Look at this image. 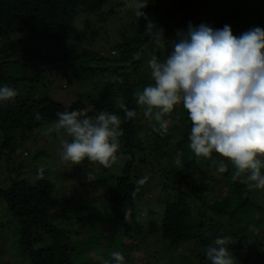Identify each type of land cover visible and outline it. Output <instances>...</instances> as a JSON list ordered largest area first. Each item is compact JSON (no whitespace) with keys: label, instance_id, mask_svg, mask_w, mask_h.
<instances>
[{"label":"trees","instance_id":"16d2710c","mask_svg":"<svg viewBox=\"0 0 264 264\" xmlns=\"http://www.w3.org/2000/svg\"><path fill=\"white\" fill-rule=\"evenodd\" d=\"M106 1L0 0L1 40L13 41L12 36H18L39 47L47 43H54L56 48L64 52V56H66L63 60L59 58L51 63L47 60L48 57L41 58L23 48L20 39L9 44L11 54H6L7 56L1 59L19 54L30 56L32 59L23 60L21 67L33 78H17L16 76H4L0 73V87L7 85L19 93L14 101L0 102V131L5 135L4 142L0 147V164L13 162L17 165L15 163L17 160L14 158L20 154L18 151L25 143L26 135L46 123L57 121L58 112L84 111L82 100H75L71 104L54 100L51 97L32 101L24 99V94L21 95L20 92L26 91L24 82L35 84L40 80L39 70L43 68L33 59L44 63L49 62L48 64L61 60L78 59L95 65L110 61L105 60L99 53L91 58H85L83 55L75 58L70 54L74 50L68 48L66 42L78 16L98 15L102 23L109 20L110 13L103 12ZM193 1L185 0L173 17L176 18L182 14ZM205 1L207 3H203ZM258 6L250 8L246 5V0H201L176 27L164 34L167 41L166 47L169 48L173 41L170 40L173 33H176L177 30L183 32L182 30L188 27L191 16L198 9L217 17L220 25L214 29H222L224 24L230 23L234 26L240 19L249 17L250 12H255ZM262 15L261 11H256L251 24L257 27ZM173 17L169 21H172ZM166 23L169 22L167 21L159 27L163 28L167 25ZM252 28L251 26L246 31ZM138 32L141 35L129 43L117 44L116 47L120 50V54L116 48L112 50L115 53H110L111 55L119 54L121 59L111 62H128L137 55L141 47L148 41L144 36L145 30ZM153 46H150L143 53L139 62L133 66L137 64L139 69L144 54L151 53L156 47L151 49ZM168 53L170 51H165L164 55ZM158 55L162 54L158 53ZM100 69L102 68L89 70L93 73L103 72ZM116 70H120L118 75L123 77L122 81L108 82L104 89L91 96L90 99L95 110L111 112L120 116L123 121L121 124L123 136L119 138L121 147L118 155L122 154L123 157L130 158H122L124 161L122 174H109L107 168L104 167L102 172L94 171L92 174L94 179L89 180L92 190L97 194L94 198L96 200L85 198L83 201L84 198H81V201L85 203L78 205V215L69 214L67 219L62 213L59 215L53 211L56 190L44 169L42 177L36 176L35 182L19 178V181H14L10 188L3 190L0 187V228L6 231L14 229L13 233L19 242L17 247L21 255L27 259V264H101L102 259L110 260V252L108 255H105L103 251L95 253L96 250L92 247L123 245L127 238L143 229L142 225L136 221V211L138 200L144 195V189L137 183L139 177L135 175L134 170V163L137 160L135 151H140L143 156L142 161L151 166L154 164L160 167L157 174L161 171L163 177L161 218L152 220L156 232L158 230L160 232L161 250L158 252L161 254V258L159 257L156 262H150V264H192L191 260L183 258L186 249L182 247V244L193 242L208 247L214 245V240L217 238H227L230 241L227 247L236 258L237 264H251L254 261V255L260 254L264 247V209L258 206L253 198H250V195H254L256 190H249L239 178L233 179L235 168L227 158L215 151L212 153V159L223 160L227 166L226 172L222 174L217 171L212 160L197 157L190 149L189 135L192 122L188 111L183 107V102L180 109V120L185 122L183 133L176 146L167 155L166 160L163 161L164 145L169 144L172 137L175 136L172 135L173 132L175 133V130L179 129L178 124L173 122L174 113L164 117L169 125L166 134L155 131L153 127L151 131L154 135L147 136L151 139L150 146H145V143L140 141L136 143L135 139L139 130L134 125L135 117L125 119V113L117 101L126 105L129 110H135L137 114L141 105L137 103L136 93L142 92L139 90V86H149L147 85L149 79L146 76L127 78L128 71L121 68ZM135 70L137 69L135 68ZM87 73L81 78H85ZM82 80L85 81V79ZM37 114L40 119H36ZM69 139L71 141V137ZM25 152L29 157V152ZM25 152L22 153V157ZM44 157L42 152L36 151L30 158V163L35 164ZM152 157L158 162H151ZM86 161L94 163L88 159ZM164 164L169 167L162 169ZM182 164L185 166H178ZM21 167H24V164H21ZM25 167L29 168V165H25ZM41 169L38 165L35 166L34 174H38ZM12 170H15V167ZM92 171L88 170L87 174ZM230 173L232 174L230 175ZM262 173H264V169H262ZM197 174H200L199 179H195ZM216 190L219 191L217 198L209 200L207 193L211 194ZM220 191L228 193L224 192L223 195H220ZM133 192H135L134 196ZM66 201L71 202L70 200ZM150 212L151 214L156 213L151 209V204ZM58 216H60L59 220ZM98 227L102 229V236L97 237L95 231ZM205 230L208 232L206 235ZM151 231L153 230L151 229ZM128 245L125 264H130V260L137 255L135 244L129 243ZM189 255H194V252ZM196 255L201 260L199 264H211L206 256V250L200 254L198 252ZM0 259L6 264L9 263L5 255L0 254Z\"/></svg>","mask_w":264,"mask_h":264},{"label":"clouds","instance_id":"9594fccd","mask_svg":"<svg viewBox=\"0 0 264 264\" xmlns=\"http://www.w3.org/2000/svg\"><path fill=\"white\" fill-rule=\"evenodd\" d=\"M147 5L148 0H125L123 10L134 9L135 16L143 17L147 21L144 36L163 49L167 44L164 29L142 11ZM177 36L179 40L163 60L153 55L147 62L154 84L136 93L143 115L158 124L155 131L166 134L169 125L164 117L183 101L192 122L189 147L195 155L212 160L217 171L224 173L225 162L212 159L215 151L234 166V180L239 178L249 190L264 189V29L254 27L237 37L228 25L213 29L189 22L187 32L177 30ZM18 94L7 85L0 87V102L14 101ZM119 107L125 119L136 116L123 103ZM57 116L55 130L71 137L70 142H62V161L79 165L88 159L110 168L119 159L130 158L118 155L123 136L120 116L100 111L93 119L75 110ZM38 175H43V169ZM147 179L137 183L143 185ZM229 243L227 238H217L207 247L211 264L238 263ZM110 257L101 264H125L119 251Z\"/></svg>","mask_w":264,"mask_h":264},{"label":"rangeland","instance_id":"374dc122","mask_svg":"<svg viewBox=\"0 0 264 264\" xmlns=\"http://www.w3.org/2000/svg\"><path fill=\"white\" fill-rule=\"evenodd\" d=\"M184 2L185 0H148L147 7L142 9V11L147 13L148 17L153 20L158 26H160L167 21L171 22V20L169 21V19L177 14L178 7ZM203 3L207 2L205 1ZM124 4L125 0L106 1L103 12L110 13L109 20L106 23H102L98 15L78 16L75 20L72 33L66 41L68 44V48L73 49L75 52L74 53L73 51H71L70 54L75 58L81 55H83L85 58H91L94 57L93 55H96V53H99L102 55V57H104L105 60L119 61L121 58L119 56L120 50H118L116 47L117 44L129 43L135 37L141 35L138 31L145 30V26L147 23V21L143 17L138 18L137 16H135L134 9L123 10ZM209 4H211V2H209ZM246 5H248L250 8H252L253 6L257 7L259 5L258 8H254L255 12L259 10L263 15L261 17L260 24L257 25V27L264 29V0H246ZM255 12H250L251 15L249 17L240 19L234 26L230 25L229 23L222 25V27H224L225 25L230 26L233 35L239 37L246 31L247 28L251 26L253 28L256 27V25L253 26L251 24L253 18L255 17ZM190 22L194 26L207 24L213 29L220 25L217 17L204 12L202 9L194 11L193 15L190 18ZM187 29L188 27L183 29V33H186L185 31H187ZM12 39L13 41L7 40L5 42L0 38V60H3L1 58L7 56L6 54H11L12 51L9 48V44L12 42H17L19 39L22 41L21 44L23 48L28 49L30 52H33V54L39 55L41 58L48 57L47 60H49L51 63L53 60L59 58L63 60L64 58H66V56H64V52H61V50L57 49L54 43H47L46 45H41L39 47L33 44L31 41L26 40L22 37L12 36ZM170 40L173 41L170 43L169 48L165 47L161 49L157 46L155 47L154 45L151 49H153L154 47L155 48L151 53L147 54L148 52H146L143 56L142 64L139 69L137 68V64L135 66L132 65L133 67L128 66L125 68H121L125 69V71H128L126 77L138 78L146 76V78L149 79V83L147 85H153L154 81L151 78V70L148 67L147 62L153 55H156L159 59L163 60L169 54L168 53L167 55H164V52H171L172 43L179 40L177 32L171 35ZM115 48L119 54L111 55L112 50ZM158 53H161L162 55H158ZM61 61H57L55 63H60ZM22 62L24 61L0 65V73L4 76H16L17 78H33L32 75L25 73L26 70L23 71L21 67ZM135 68L137 70H135ZM116 69L108 67L106 69H100L103 72L93 73L90 72L91 70H89V68H83L81 66L75 65H60L54 67V69L43 68L39 70L40 80H38L35 84L28 81L24 82L23 85L24 87H26L24 90L26 91H22V93L20 92V94H24V99L32 101L51 97L54 100L62 101L66 104H71L75 100H82V105L84 106L83 112L87 117L94 119L99 112L94 109L90 97L104 89L108 82L113 83L122 81L121 78L123 77L118 75L120 70L118 71ZM86 72L88 73L85 78H81ZM82 79H85V81ZM139 87V90L143 91V89L147 86ZM182 102L183 101H181L180 104L176 105L175 109L172 112L174 113V118L172 117L173 122L178 124L179 129H174L175 133L173 132L172 135L175 136L172 137V140H170L169 144L164 145L163 152L165 155L163 156V161L168 158L167 155H169L172 149L176 146L178 139L182 136L183 133L185 122L180 120V109L182 108ZM117 104L120 105L119 100L117 101ZM143 112L144 108L143 106H140L139 112L135 116L134 125L139 130L135 140L136 143L140 141L144 142L145 146H150L151 139H149L147 136L154 135L151 129L154 126H158V124L154 120L146 118L143 115ZM56 122L57 121L46 123L26 135L25 143L18 151V153L20 152V154H17L16 158H14V160H17V162H15L17 165L13 164V162H4L0 164V187L3 190L10 188L14 181H19V178H25L31 182H35L37 180L36 176L42 177L38 174H34V168L38 165L40 168L44 169L47 172L48 179L55 186V205L53 211L59 215H61L62 213L63 216L65 215V219H67V216L69 217V214H73L74 216L78 215L77 207L78 205L85 203L83 202L85 201V198L92 201L96 200L94 198L95 196H97V194L92 190L90 186V180L92 181L94 179V176L92 175L94 171L102 172L104 168L103 166L95 162L92 164L88 163L86 159L79 165H74L71 162L62 161L59 156V153L62 151V142L65 140L70 142V139L64 130H60V132H57L55 130ZM138 125H140L141 127H139ZM148 149L150 150L149 147ZM25 151L29 152V157L27 155H24V157L21 156ZM36 151L42 152V156L45 157L38 160L35 164L31 162V164L30 158ZM135 156L137 159L134 163L135 175L139 177V180L144 178L145 176L148 178L146 183L141 185L144 189V195L139 198L137 203L138 208L136 211V221L142 225L143 229H141L139 233L134 234V236L132 235L127 238L126 242L128 244L134 243L137 250V255L132 260H130L131 264H150V262H156L159 257L161 258V254L158 252L161 250L159 241L160 232L159 230L158 232H156V229L152 225V220L155 218H161V190L163 186V177L161 175V171L159 172V174H157L160 167H158L157 165L155 166L154 164L153 166H151L149 163H144L142 161L143 156L140 151H135ZM151 162L157 163L158 161L156 159H153L152 157ZM21 164H24V167H21ZM25 165H29V168L25 167ZM123 166L124 161L121 158L112 167L107 168V171L109 174L120 175L122 174ZM178 166H185V164ZM14 167L15 170H12ZM168 167H166V165L164 164L161 168L164 169ZM88 170L93 171L90 172V174H87ZM231 174L232 173H230V175ZM175 175L177 174L175 173ZM199 178L200 174H197L195 179ZM255 190L256 193L254 195H250V198H253L256 201V204L264 209V189ZM224 192L226 191H220V195H223ZM218 193V190L213 191L211 194L210 192H208V199H216ZM81 198H84V200L81 201ZM66 200H70L71 202L69 203ZM150 204L151 209L156 212L155 214H151ZM59 219L60 216H58V220ZM151 229L153 231H151ZM13 232V228H11L9 231L2 230L0 228V254H2L3 256L5 255V258L9 262L8 264H27V259H25L21 255V252L17 247L19 242L17 241V237ZM207 233V230H205V235ZM95 235H97V237L102 236L101 227H98V229L95 231ZM126 242L123 245L112 244V246L109 247L107 245L100 247L93 246L92 249L96 250L94 251L95 253H100L101 251H103L105 255H108L109 252L111 253L114 251H119L125 256L126 251L129 249V245ZM182 247L186 249L184 252L185 256L183 258L185 260H191L190 262L192 264H199L201 260L196 254L198 252L200 254L207 249V247H205L204 245H198L197 243L193 242L182 244ZM192 252H194V255H189ZM253 258L254 261L251 264H264V247L260 254L254 255ZM0 264H6V262H3L0 259Z\"/></svg>","mask_w":264,"mask_h":264},{"label":"water","instance_id":"95a60500","mask_svg":"<svg viewBox=\"0 0 264 264\" xmlns=\"http://www.w3.org/2000/svg\"><path fill=\"white\" fill-rule=\"evenodd\" d=\"M201 0H194L184 11L182 14H180L178 17L174 18L171 22H169L166 26L163 27L164 29V34L176 27L187 15L188 13L190 12V10ZM152 46L151 43H149L148 41L141 47V49L139 50V52L137 53V55L130 61L128 62H123V63H120V62H111V61H108V62H105L101 65H95V64H90V63H85L83 62V60L81 59H78V60H71V61H61L60 63H53V64H47V63H44L40 60H35L33 59L41 68H54L56 66H81L83 68H89V69H99V68H102V69H106V68H125V67H128V66H132L134 65L135 63L139 62V60L141 59L143 53L150 47ZM26 59H32L30 56H27V55H19V56H16V57H9V58H5L3 60H0V65L2 64H6V63H11V62H21L23 60H26ZM0 147L2 145V143L4 142V133L2 131H0Z\"/></svg>","mask_w":264,"mask_h":264},{"label":"built area","instance_id":"2783aa9c","mask_svg":"<svg viewBox=\"0 0 264 264\" xmlns=\"http://www.w3.org/2000/svg\"><path fill=\"white\" fill-rule=\"evenodd\" d=\"M112 53H115L114 51H112ZM27 153L25 152L24 155H26Z\"/></svg>","mask_w":264,"mask_h":264}]
</instances>
